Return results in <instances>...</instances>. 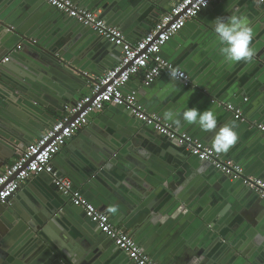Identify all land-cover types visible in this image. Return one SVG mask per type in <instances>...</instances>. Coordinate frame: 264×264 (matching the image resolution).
I'll return each mask as SVG.
<instances>
[{
  "label": "crops",
  "instance_id": "crops-1",
  "mask_svg": "<svg viewBox=\"0 0 264 264\" xmlns=\"http://www.w3.org/2000/svg\"><path fill=\"white\" fill-rule=\"evenodd\" d=\"M151 1L135 0L123 5L114 2L113 9L109 11L114 17L110 19L108 24L121 30V26L131 23L133 26L130 29H125L129 30L130 33L124 35L131 41L139 40L154 26L161 15L166 12V9H170L178 2V0H161V5H153ZM85 4L87 8L90 7L92 9L91 11H97L91 3L86 2ZM117 4L120 5V8L115 7ZM0 5L6 7L7 11L14 12L18 10L21 14L27 13V18L37 14L40 17L43 14L38 9L37 11L34 10L35 8L26 0H0ZM139 5L140 7H138ZM251 5L253 7L256 5L255 0H217L210 4L208 8L202 10L195 20L188 21L184 29L172 40V43L169 42L162 49V55L186 73V68H188L197 83L206 87L213 94L229 97L228 99H231L230 103L236 107L242 108L244 104L250 103L253 105L255 103V105H250L247 109L250 116V119H247L249 124L248 131L245 128H237L236 131L239 133L238 141L225 154L233 161L236 160L238 164L240 163L241 165H239L244 168L247 175L264 180V137L258 134V131H252L256 130L252 126L254 122L264 124V72H259V78L255 79L256 76L252 77L251 75L253 72L247 70L245 76H249V78L244 82H239L244 80L245 76L237 77L239 67L224 61L219 53L220 46L216 45L215 34L212 29V21L217 17L226 19L232 14L244 15L250 21L254 30L253 45L264 48V11H261L258 16H253L252 19V12L249 9ZM137 8L139 9L137 10ZM115 10L118 11L116 12ZM98 11H100V16L102 17V10L99 9ZM55 18L53 15L52 18L47 15L46 19L44 20L43 18V20L48 27H55V30L61 35L63 26L55 25L57 22V18ZM47 30L48 28L45 32ZM45 32L42 35L46 38L43 39L47 41L49 39L48 36L45 37ZM62 35L63 37H55L56 42L59 41L60 43V40L65 38L74 47L79 46L77 53L80 54L82 52L83 58L92 66L88 65L83 69L87 72L89 79L101 76L110 68L109 66L115 65L120 59L119 48L110 47L109 43L98 41L101 38L95 39L90 32L80 26H76L69 33ZM2 37L4 38L5 36ZM2 37L0 36V52H5V45L8 39L3 40ZM59 47L63 49L62 44ZM16 58L21 59L22 57L18 56ZM253 75H256L255 71ZM89 79L88 81L82 79L80 85L78 84L79 89L74 96L75 99L89 93L91 84ZM174 85V82H171L169 78L162 77L152 84L151 88L144 87L142 86L141 78L136 76L130 80L124 92L136 91L141 104L148 106V108L152 106L154 110L159 105H162L164 108L159 112L164 113L171 109L175 103L177 105L185 104L191 98L189 92L177 85L175 88ZM193 86L195 88L197 86L196 83ZM208 90H204L201 95L210 97V93L207 94ZM241 91H243L244 95ZM53 92H50V98L57 96L55 92L53 95ZM231 93H234V97H232L233 95H228ZM56 98L58 99V96ZM205 98L200 95L194 98L195 101L203 99L201 105L196 108L198 111L204 110ZM244 99H247V101L245 102ZM166 102L167 104L165 105ZM172 102L174 103L172 104ZM191 104L193 103H190L192 107ZM7 105L16 114L12 117H15L21 124L31 120L40 126V129L36 130L33 133L34 135H31L30 143L39 138L49 128V124L43 123L41 125L39 123V121H44L42 117H38L39 119L32 116L28 117L27 113L21 111L23 108L18 103ZM112 108L109 106L104 111L92 116L88 125L78 131L61 152L53 158L52 165L58 172L66 167V161L59 158V155L66 151L68 155L67 161H76L86 169H90L92 166L96 171L91 173L93 175L98 174L100 167L96 169L94 166L95 161L92 162L93 158L85 153V148L88 147L90 139H94L96 134L99 135L97 131H101V127L106 126L107 123H112V116H114ZM211 110L216 114L218 128L225 124H234V117L231 120L226 115L225 112L227 111L224 108L216 106V108ZM60 114L61 112H57L56 117ZM36 115L39 116L38 114ZM90 126L94 127L91 132L89 131ZM93 129L94 133H92ZM192 132L190 134L197 138L200 136L204 137L203 133ZM200 140L203 141V139ZM204 143L211 148L209 143L205 141ZM159 150L162 153H159ZM159 150L157 148L153 153L156 169L148 166L147 168L145 167L146 170L139 171L140 175L137 178H134L135 174L131 177L126 176V179H121L120 181L112 179L111 185L115 187L114 191L120 195H117L119 196L118 198H113L114 205L119 210L127 208V199L130 200L129 195L131 193L134 194V191L141 190L142 183H145L149 190H153L152 194L148 193V198L157 191L160 193L164 192L163 183H169L168 186L173 188L172 190L175 193H179L186 201L188 200V203L184 204L187 210L182 207V204L181 210L179 207H172L166 210L164 214H160L161 210L158 214L151 212L141 225L137 224L138 229L135 227V231L141 230L140 236L135 237L132 231H126L125 233L129 234L144 253L157 264H251L250 260L262 262L264 260V200L256 202L258 196L255 192L246 187L244 188L238 181H229L224 178L226 176H221L212 168H208L201 173V164H198L191 155H188L182 149L177 151L176 154L164 151L163 147ZM17 154L8 160L0 168V171L10 164L17 157ZM220 154L225 157V154ZM100 170L103 169L101 168ZM48 181V176H44L42 178L35 177L26 182L7 205L16 206L20 211L26 213L27 210L30 211L29 205L32 207H37L38 205L42 210L43 204L45 206V202L53 198L48 193L49 187H52L53 184ZM105 185L108 190L109 188L112 189L111 185L107 183ZM73 186L75 188L74 184ZM96 186L97 184L88 189L90 192L89 196H85L82 190L84 187L79 186L76 189L99 210L103 205H101V201L95 194ZM101 189L106 193L102 186ZM167 192L168 195H171L170 191L167 190ZM55 193V197L58 199L57 204L61 205L58 212L61 213V211L68 209L71 204L67 198L60 196L56 190ZM51 195L54 196V194ZM259 199L261 198L259 197ZM104 213L109 216L112 224L122 231L124 224L112 221L110 214ZM187 213L192 214V216L189 218ZM155 218L157 221L152 225L151 221ZM3 220L4 218L0 216V230L3 224L5 229L7 228ZM206 222H211L213 227L209 225L206 227ZM95 229L98 228L96 227ZM218 232L222 236L218 235ZM63 233L61 229H52L49 235L53 236L54 241L59 242L62 249L69 253L72 249L68 242L66 243L65 240L61 239ZM101 235L105 237L104 234L101 233ZM80 240V243H84L86 239L81 237ZM140 240L146 244L144 249L139 243ZM57 247H59L58 243ZM77 247L79 250L77 256L80 259L76 263L79 264H131L129 260H126L127 258L122 257L121 252H118V250L110 251L109 247L111 246H107L108 250L106 249L110 253L106 257L100 256L98 259H93L95 258L92 257L94 251L91 250V254L90 251L85 252L81 246L77 245ZM228 248L232 249L234 256H229ZM105 253L104 251L102 255Z\"/></svg>",
  "mask_w": 264,
  "mask_h": 264
},
{
  "label": "water",
  "instance_id": "water-1",
  "mask_svg": "<svg viewBox=\"0 0 264 264\" xmlns=\"http://www.w3.org/2000/svg\"><path fill=\"white\" fill-rule=\"evenodd\" d=\"M73 1L76 2L80 8L83 7V9L92 10L90 7L87 8L86 2L89 4L91 3L96 10L101 9L103 13L101 18L103 20L105 19L108 24L110 23V19L114 17V15L109 12L113 9L112 6L114 2L123 5L124 3H131L135 0ZM26 2H29L30 5L35 8L34 10L37 11L38 9L39 12L43 14L40 17L37 14L27 18V13L21 14L18 10L14 12L7 11L6 7L0 5V36H5L4 38L2 37L3 40L8 39L6 45L4 44L6 51L0 52V61L2 58L8 56V62L0 64V168L27 146L32 139L31 135L35 133L36 130L40 129V126L31 120L21 124L15 117H12L15 114L14 110L9 108L7 104L18 103V105H21V108H23L21 111L27 113L29 115L28 117L32 116L36 119L42 117L44 121H39V123L41 125L43 123L49 124L50 127L54 123L57 112H62L65 104L75 101L74 96L79 89L78 84L80 85L82 79L85 81L89 79L87 72L83 69L90 64L83 58L84 55L82 52L80 54L77 53L79 46L74 47L72 44H69L65 38L61 39L60 43L59 41L56 42L55 37H63L62 34L69 33L76 26H80L90 32L95 39L101 38L91 29L78 24L75 20L68 18L55 8H52L44 0H26ZM151 2L153 5L162 4L161 0H152ZM119 4L115 7L120 8ZM138 7H140V5ZM138 9L139 8H137V10ZM249 9L252 12V19L253 16H258L261 11H264V7L261 5L259 7H257V5H254V7L251 5ZM168 10L169 9H166V12ZM115 11L117 12L118 10ZM47 15L50 18H52V15L55 16L57 18L55 25L63 26L61 35L55 30V27H48L44 22ZM131 26H133L131 23H127L125 26H121L122 28L120 29L127 35V33L130 32L125 29H130ZM47 28L48 30L45 32ZM43 32H45V37L48 36L49 40H44L46 38L43 37ZM175 38L176 37L173 39ZM172 40L169 42L172 43ZM98 41L107 42L103 38L98 39ZM61 44L63 49L59 47ZM216 45L220 46L217 41ZM109 46L111 47L113 45L109 43ZM251 46L256 53L254 59L249 63L239 62L233 64V66L239 67L237 70V77H243L247 70H251L253 73L255 71L256 75H253V73H251V75L252 77L256 76V79L260 76V74H258L259 72H264V48L254 46L253 41ZM18 56L22 58L17 59L16 57ZM113 66L114 65H111L109 67L111 68ZM90 67L92 66L90 65ZM186 69L189 84L184 85L181 81L169 80L174 82V87L177 85L189 92L191 98L185 104L177 105L175 103L169 110L179 114L187 108H198L203 101V99L195 101L194 98L198 95L204 98L206 97L204 109L216 108L217 103H215V101L212 102V100L230 103L231 99H228L229 97L213 94L206 87L197 83L195 77L192 76L193 74L190 73V70L188 68ZM93 73L95 72L93 71ZM247 78H249V76H245V79L239 82H244ZM194 83L197 85L195 88L193 86ZM204 90H208L207 94L210 93L209 96L212 98L203 94L201 95ZM51 91L55 92L58 99L56 98L57 96L50 98ZM241 93H243V91H241ZM228 95H233L232 97H234V93ZM173 103L174 102H172V104ZM190 103H193L191 104L192 107ZM166 104L167 102L165 105ZM250 105L252 104L247 103L242 107L247 119H250L247 110ZM253 105H255V103ZM110 107H113L112 112L114 114V116H112V123H107L106 126L101 127L102 130L97 131L99 135L96 134L94 139H90L87 145L88 147L85 148V153L93 158L92 162L95 161L94 166L96 169L100 167L98 174L93 175V173H91L92 171H96L92 166L90 169H86L84 166H80L76 161H67L66 158L68 155L66 151H63L62 154L59 155L60 159L62 158L66 161V167L58 172L52 165L53 169L58 172V176L70 179L75 185V188H79V186L84 187L82 190L85 196H89L90 192L88 189L97 184L95 187V194L101 201V205H103L99 208L102 212H107L108 207L115 204L113 198H118L120 196L114 191L115 187L111 185L112 179L120 181L121 179H126V176L131 177L135 174L136 176H134V178H137V176L140 175L139 171L146 170L148 166L156 169L153 153L157 148L159 150L163 147L164 151H169L173 154H176L177 151H181L182 149L190 155L183 146L177 143V141L166 139L153 131L152 128L144 126L141 122L132 118L125 112L122 107ZM143 107L148 113L156 114L163 118V113L159 112L164 108L162 105H159L155 110L152 106L148 108V106L143 105ZM225 113L232 120V114L230 112ZM20 118L22 117L20 116ZM177 118H179V116ZM167 122L171 123L174 128L180 132H186L188 134L193 133L192 131L203 133L204 137L200 136L197 138L192 136L198 140L203 139V141H200H205L211 146L216 130L206 133L197 125H189L183 120H181L180 124H174L171 121ZM10 124L11 126H9ZM234 125L235 130L237 128H245L248 131L249 128L247 122H240L238 120L234 121ZM89 128L91 132V129L94 127L90 126ZM252 131L257 132V130ZM92 133H94V129ZM258 134L264 137L262 133L259 132ZM159 153H162V151ZM224 158L231 159L226 154ZM193 159L196 160L198 164H201V173L208 168H212V170L223 176V174L217 171L210 163L198 160L196 157H193ZM234 161L236 162V160ZM101 168L103 170H100ZM44 176H48V182L52 183V178L48 174H40L38 177L36 176V178H42ZM224 178L230 181L229 177L226 176ZM105 183L111 185L112 189L109 188L108 190ZM168 185L169 183H163L162 186L165 188V191L162 193L157 191L148 198V193L152 194L153 190H149L147 185L142 183L141 190L134 191V194L131 193L129 195L130 200L127 199V208L118 209V213L110 214L111 219H113L112 221L124 224V228L122 229L123 232L132 231L135 237H138V235L140 236L141 234V230L135 231V227H137V224L141 225L146 216L151 212L158 214L161 210L160 214H164L166 210L172 207H179L181 210L182 204V207H184V204H187L188 200L186 201L179 193H175V191L172 190L173 188H170ZM101 186L106 190V193L102 191ZM166 189L170 191L171 195H168ZM55 190L53 185L49 187L48 193L53 198L47 201L45 200L46 202L44 201L45 206L43 204L42 210L38 205L37 207L29 205L30 211L27 210L26 213L20 211L13 205H0V216L4 218L3 222L6 224L7 228H9L5 229V225L3 224L0 230V264H73L74 261L77 262L80 259L77 256L79 253L77 245L81 246L85 252L90 251L91 253V250L94 251L92 257L95 258L93 259H98L100 256L106 257L110 253L107 251V246H111L109 247L110 251L118 250V252H121L123 258H127L125 253L120 251L110 239L101 235L99 229H95V223H92L80 208L71 205L68 209L59 213L58 210L61 205L57 204L58 199L55 197ZM51 194H54V196ZM59 195L61 196V194ZM256 200V202H259V200L264 199H259L258 196ZM187 215L189 218L192 216L190 213H187ZM156 221L157 219L155 218L151 221V224L153 225ZM208 225L213 227L211 222H206V227ZM52 229H61L64 232L61 235V239L65 240L66 243L68 242V245L71 246L72 251L69 252L70 254L62 249L59 242L54 241L53 236L49 235ZM218 235L222 236L220 232H218ZM81 237L86 239L84 243H80ZM57 243L59 247H57ZM139 243L142 245L143 249L146 247V244L142 243L141 240ZM222 244L224 245V243ZM228 250L229 256H234L232 249L228 248ZM104 251L106 253L102 255ZM126 260H128V258ZM263 262L264 260L260 263L250 260L251 264H263Z\"/></svg>",
  "mask_w": 264,
  "mask_h": 264
},
{
  "label": "built area",
  "instance_id": "built-area-1",
  "mask_svg": "<svg viewBox=\"0 0 264 264\" xmlns=\"http://www.w3.org/2000/svg\"><path fill=\"white\" fill-rule=\"evenodd\" d=\"M78 24L91 29L96 35L120 49V59L101 76L89 79L88 94L75 99L73 103L63 106L61 114L54 123L35 141L25 146L17 157L0 171V205H6L18 192L20 187L40 174H48L56 191L68 198L70 204L84 211L86 217L102 234L125 255L131 264H157L152 260L134 239L116 228L104 212L99 211L76 188L67 177L58 176L52 167V160L82 128L88 125L89 119L104 111L109 106H120L132 118L150 127L166 139L177 141L186 151L198 160L210 163L217 171L240 182L244 187L264 199V180L249 176L244 168L232 159L224 158L206 146L191 134L180 132L161 116L148 113L140 103L138 94L124 90L133 77L141 78L142 86L150 87L159 78L171 79L168 71L178 68L184 75L175 81L189 84L187 73L162 55V49L177 36L188 21L195 20L200 12L217 0H178L167 12L161 15L154 26L139 40L131 41L124 33L108 25L100 16V11L80 8L72 0H44ZM264 7V4H261ZM16 50V49H15ZM8 62V56L0 64ZM159 73V74H158ZM217 106L230 112L235 120L247 122L242 108L231 103L216 100ZM246 102L247 99H244ZM264 135V124L254 122L252 125ZM264 264V262H263Z\"/></svg>",
  "mask_w": 264,
  "mask_h": 264
},
{
  "label": "clouds",
  "instance_id": "clouds-1",
  "mask_svg": "<svg viewBox=\"0 0 264 264\" xmlns=\"http://www.w3.org/2000/svg\"><path fill=\"white\" fill-rule=\"evenodd\" d=\"M205 3L206 0H203L204 5ZM255 3L259 7L264 4V0H255ZM212 25L215 39L220 45L219 53L226 63H249L254 59L256 53L251 46L254 39V30L246 16L232 14L226 19L217 17L212 21ZM168 73L171 80H177L184 75L178 68H172ZM178 116L179 118H177ZM163 118L174 124H180L183 120L189 125H197L206 133L216 130L211 148L218 154L227 153L238 141L235 125L229 123L218 128L216 114L211 109L206 108L203 111H198L196 108H187L179 114L167 110L163 113ZM118 211V207L115 205L109 206L107 209L109 214H116ZM73 264H76V262L74 261Z\"/></svg>",
  "mask_w": 264,
  "mask_h": 264
}]
</instances>
